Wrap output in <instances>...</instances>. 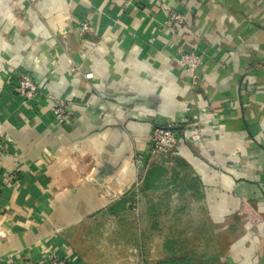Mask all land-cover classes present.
I'll list each match as a JSON object with an SVG mask.
<instances>
[{"label":"crops","instance_id":"1","mask_svg":"<svg viewBox=\"0 0 264 264\" xmlns=\"http://www.w3.org/2000/svg\"><path fill=\"white\" fill-rule=\"evenodd\" d=\"M0 143V264H264V0H0Z\"/></svg>","mask_w":264,"mask_h":264},{"label":"built area","instance_id":"2","mask_svg":"<svg viewBox=\"0 0 264 264\" xmlns=\"http://www.w3.org/2000/svg\"><path fill=\"white\" fill-rule=\"evenodd\" d=\"M186 18L180 11L169 10L164 15L163 25L172 36H176L185 27ZM88 29L87 23L80 24L79 35ZM202 51L200 49H193L191 51H182L179 49L178 58L179 63L186 74L191 85L198 81L196 70L203 63ZM86 79L92 77V73L84 74ZM15 91L26 101H32L37 97L39 92V84L35 76L31 73H19L13 81ZM48 97L52 98L51 94ZM65 105L61 101H56L52 107V114L57 123H63L67 120L68 113L66 112ZM189 129L195 130V124L188 123ZM176 125L172 123L154 125L149 134V153L150 159L159 157H171L177 155V144L180 138L176 132ZM191 136L193 140H197V135ZM3 146L0 143V155L2 154ZM250 217V216H248ZM252 218V217H251ZM254 219V218H253ZM48 264H78L75 254L71 250H54L48 256Z\"/></svg>","mask_w":264,"mask_h":264},{"label":"rangeland","instance_id":"3","mask_svg":"<svg viewBox=\"0 0 264 264\" xmlns=\"http://www.w3.org/2000/svg\"><path fill=\"white\" fill-rule=\"evenodd\" d=\"M159 158H164V159H166V160H171V157H159ZM172 234H169V235H167V236H171ZM75 254V257H76V260H78V255H77V253H74Z\"/></svg>","mask_w":264,"mask_h":264}]
</instances>
